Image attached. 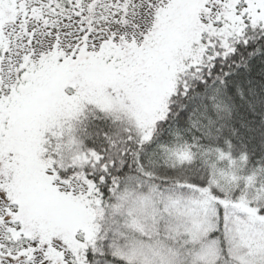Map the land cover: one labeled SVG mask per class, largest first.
<instances>
[{
	"label": "snow or ice",
	"instance_id": "obj_1",
	"mask_svg": "<svg viewBox=\"0 0 264 264\" xmlns=\"http://www.w3.org/2000/svg\"><path fill=\"white\" fill-rule=\"evenodd\" d=\"M0 264H264V0H0Z\"/></svg>",
	"mask_w": 264,
	"mask_h": 264
}]
</instances>
